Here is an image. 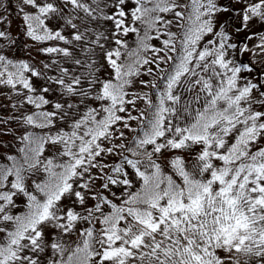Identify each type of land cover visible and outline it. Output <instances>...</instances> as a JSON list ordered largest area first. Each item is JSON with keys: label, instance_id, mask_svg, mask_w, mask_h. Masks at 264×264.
Returning a JSON list of instances; mask_svg holds the SVG:
<instances>
[{"label": "snow or ice", "instance_id": "6c2138e0", "mask_svg": "<svg viewBox=\"0 0 264 264\" xmlns=\"http://www.w3.org/2000/svg\"><path fill=\"white\" fill-rule=\"evenodd\" d=\"M0 264H264V0H0Z\"/></svg>", "mask_w": 264, "mask_h": 264}]
</instances>
